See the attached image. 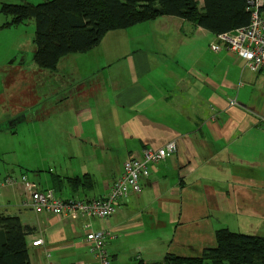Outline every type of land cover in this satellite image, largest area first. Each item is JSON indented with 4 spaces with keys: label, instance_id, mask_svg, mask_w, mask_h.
I'll list each match as a JSON object with an SVG mask.
<instances>
[{
    "label": "crops",
    "instance_id": "crops-1",
    "mask_svg": "<svg viewBox=\"0 0 264 264\" xmlns=\"http://www.w3.org/2000/svg\"><path fill=\"white\" fill-rule=\"evenodd\" d=\"M217 41L193 21L164 16L109 32L52 74L3 82L0 136L35 129L37 155L8 164L0 151V183L17 180L1 187L0 213L35 229L31 264H99L90 232L108 235L110 264L200 257L221 230L264 236V69L224 47L214 52ZM172 142L177 153L153 165L141 192L129 190L108 219L25 205L23 175L62 200L91 202L110 193L130 157Z\"/></svg>",
    "mask_w": 264,
    "mask_h": 264
},
{
    "label": "trees",
    "instance_id": "trees-1",
    "mask_svg": "<svg viewBox=\"0 0 264 264\" xmlns=\"http://www.w3.org/2000/svg\"><path fill=\"white\" fill-rule=\"evenodd\" d=\"M204 3L202 11L198 0H48L39 5H6L3 11L13 16V25L36 21L34 61L41 69L55 70L65 56L92 50L109 32L164 16L193 21L216 36L251 22L247 0ZM85 179V188H92L93 180ZM34 231L19 217L0 213V264H31L27 237ZM155 264H264V236L221 230L216 247L200 257L169 255Z\"/></svg>",
    "mask_w": 264,
    "mask_h": 264
},
{
    "label": "built area",
    "instance_id": "built-area-1",
    "mask_svg": "<svg viewBox=\"0 0 264 264\" xmlns=\"http://www.w3.org/2000/svg\"><path fill=\"white\" fill-rule=\"evenodd\" d=\"M248 10L251 12V22L248 26L235 32L217 36L218 41L212 46L214 52H220L224 47L228 52L235 54L253 71L264 69V0H247ZM178 151L176 142L164 148L146 149L142 158L130 157L125 165L123 174L115 181L110 193L100 199L85 202L75 199L62 200L54 191H43L36 184L28 182L26 175L21 177V182L27 185V199L25 205L36 211H45L59 217L78 219L80 217L108 219L117 210V204L127 197L129 190L141 192L140 182L149 177L150 170ZM17 180L7 178L1 187L16 185ZM107 234L105 232H90L87 242L90 243L99 264H110L106 249ZM42 242H35L38 246Z\"/></svg>",
    "mask_w": 264,
    "mask_h": 264
},
{
    "label": "rangeland",
    "instance_id": "rangeland-1",
    "mask_svg": "<svg viewBox=\"0 0 264 264\" xmlns=\"http://www.w3.org/2000/svg\"><path fill=\"white\" fill-rule=\"evenodd\" d=\"M46 1L48 0H0V92L4 89L3 82L7 81L8 87L9 82L15 83L20 79L18 74H52L50 71L40 69L34 61L36 21L32 19L13 25V16L3 11L6 5H39ZM15 74L18 78L13 81ZM2 99L3 97H0V100ZM0 151L4 152L2 157L8 164L22 161L26 155H37L35 129L26 127L23 131L22 127L18 135L0 136Z\"/></svg>",
    "mask_w": 264,
    "mask_h": 264
}]
</instances>
